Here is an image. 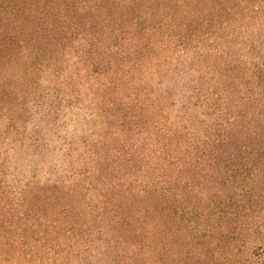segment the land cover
<instances>
[{
    "label": "trees",
    "instance_id": "trees-1",
    "mask_svg": "<svg viewBox=\"0 0 264 264\" xmlns=\"http://www.w3.org/2000/svg\"><path fill=\"white\" fill-rule=\"evenodd\" d=\"M64 39L67 49L85 46L99 73L130 80L164 62L166 73L179 71L191 54L197 76L186 84L185 108L152 127L143 179L107 187L89 218L67 198V248L51 242L60 240L54 209L35 193L23 214L0 195V264L82 256L95 237L160 264L194 243L227 254L232 242L264 239V0H0V102L9 93L4 67L17 59L32 66ZM212 242L226 249L210 251Z\"/></svg>",
    "mask_w": 264,
    "mask_h": 264
},
{
    "label": "rangeland",
    "instance_id": "rangeland-1",
    "mask_svg": "<svg viewBox=\"0 0 264 264\" xmlns=\"http://www.w3.org/2000/svg\"><path fill=\"white\" fill-rule=\"evenodd\" d=\"M84 53L80 44L67 49L64 39V44H56L32 66L17 59L3 68L9 93L0 102V195L4 205L20 214L26 197L34 193L43 205L53 208L49 215L60 240L51 237V242L58 248L59 241L67 248V198L89 218L107 187L143 179L147 154L153 148L152 127H166L167 119L185 108L184 95L191 93L186 84L197 76L189 71L198 65L191 54L184 58L187 67L179 71L166 73L164 62L134 71L127 80L122 71L99 73ZM100 54L95 49L92 55ZM167 90L172 92L169 98L164 97ZM190 109L195 117L201 112L204 117L198 106ZM96 238L85 255L63 251L43 264H160L156 258L135 255L132 248L106 249ZM262 240L232 242L233 252L227 254L228 250L216 251L226 249L217 242L209 246L215 253L199 252V243H194L188 245L189 254L168 255L161 262L264 264ZM204 241L199 237L201 245Z\"/></svg>",
    "mask_w": 264,
    "mask_h": 264
}]
</instances>
